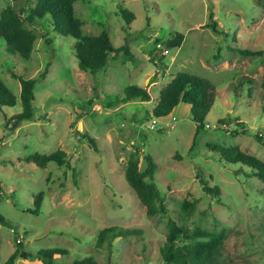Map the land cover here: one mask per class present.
Here are the masks:
<instances>
[{
  "label": "rangeland",
  "instance_id": "rangeland-1",
  "mask_svg": "<svg viewBox=\"0 0 264 264\" xmlns=\"http://www.w3.org/2000/svg\"><path fill=\"white\" fill-rule=\"evenodd\" d=\"M23 1L0 0V13ZM73 10L84 36L106 31L114 49L124 46L128 53L112 55L103 70L82 72L76 41L53 32L48 21L28 27L37 36L28 60L9 54L0 41V80L16 98L14 107L0 109V264L17 241L32 257L15 264H42L35 255L47 249L67 251L54 257L56 264L84 258L165 264L160 248L168 219L191 232L223 234L226 262L264 264V183L209 148H237L264 162V0H93L76 1ZM176 34L183 37L180 47L164 50ZM240 49L262 55L243 57L235 51ZM45 67V79L34 87V120L9 130L8 119L22 110L20 84L11 73L31 79ZM179 73L215 88L194 143L189 105L179 104L164 118L151 115L160 91ZM128 86L147 90L150 101L119 104ZM225 118L231 123L219 125ZM58 150L66 154L63 167L25 161ZM145 155L157 164L155 184L167 215L148 217L124 180L127 162L138 159L143 171ZM201 177L219 189V197L203 191ZM184 201L194 204L191 212L183 210ZM113 226L141 234L115 239L110 251L107 245L97 248L99 231Z\"/></svg>",
  "mask_w": 264,
  "mask_h": 264
},
{
  "label": "trees",
  "instance_id": "trees-1",
  "mask_svg": "<svg viewBox=\"0 0 264 264\" xmlns=\"http://www.w3.org/2000/svg\"><path fill=\"white\" fill-rule=\"evenodd\" d=\"M76 1L93 0H24L22 4L16 7L10 3L0 13V41L7 45L6 51L11 55H17L21 59L28 60L33 52L37 36L29 29L31 26H40L48 21L53 32L61 36H68L74 39V56L77 60L78 68L82 72H96L106 68L109 58L119 52L128 53L127 47L114 49L109 35L102 31L98 36H84L81 33L80 22L74 16L73 4ZM123 14L129 19H133V14L123 11ZM211 18V17H210ZM214 32L216 24L212 22L211 26ZM182 35L176 34L171 41L163 45V49L173 50L180 47ZM50 44L51 40H46ZM240 56L252 57L261 56V51L235 50ZM47 67L31 79H24L11 73V76L19 81L21 112L11 116L7 121L9 130L18 129L22 123L34 120L33 102L34 87L38 82L45 79ZM260 86L263 90L264 99V72ZM124 97L117 102L126 104L133 99L138 98L141 102H149L151 97L147 90L137 86H128L124 89ZM215 99V88L213 84L203 78L187 73L176 74L169 83L160 91L156 106L152 109L151 115L154 118H164L179 105L190 106L191 117L196 124L193 143L198 133L205 128L204 120L209 113ZM16 105L15 96L6 88L0 80V107H14ZM231 121L227 118L219 120V125H229ZM92 151L97 152L95 142L89 136H82ZM258 139V137H257ZM216 152L220 160L225 163L240 165L249 169L243 172L248 178L254 177L264 183V162L242 152L240 149H226L218 146H209ZM66 154L63 151H56L48 155L34 154L25 159L27 163H32L39 168H45L48 164H55L63 167L66 164ZM145 169L140 170L139 160L131 159L127 162L124 169V180L128 187L135 193L139 204L145 209L148 217L158 215H167V209L164 204V198L155 184V173L157 164L150 155H145ZM68 166V164H67ZM200 184L203 191L212 197H219L220 191L216 187H209L201 177ZM42 193L34 197L35 212L38 213ZM182 208L187 213L194 208L193 203L184 201ZM2 218H0V222ZM167 235L164 245L160 248L161 258L165 264H233L226 262L221 257L222 242L224 235L221 233H208L195 230L193 232L178 226L173 220L167 221ZM141 231L136 229H122L120 227H109L99 231L95 246L101 248L107 245L111 250L112 241L117 238H126L129 236H139ZM186 241V243H184ZM21 242L17 241L15 251L8 257L3 264H15L17 259L26 260L32 257L29 253L23 251ZM67 251L63 249H47L38 251L35 255L42 264H56L53 259L57 255H66ZM71 264H98L91 258L75 260ZM109 264V263H107Z\"/></svg>",
  "mask_w": 264,
  "mask_h": 264
},
{
  "label": "water",
  "instance_id": "water-1",
  "mask_svg": "<svg viewBox=\"0 0 264 264\" xmlns=\"http://www.w3.org/2000/svg\"><path fill=\"white\" fill-rule=\"evenodd\" d=\"M0 109H1V107H0ZM5 119H7V118H5Z\"/></svg>",
  "mask_w": 264,
  "mask_h": 264
},
{
  "label": "built area",
  "instance_id": "built-area-1",
  "mask_svg": "<svg viewBox=\"0 0 264 264\" xmlns=\"http://www.w3.org/2000/svg\"><path fill=\"white\" fill-rule=\"evenodd\" d=\"M153 122H155V121H153Z\"/></svg>",
  "mask_w": 264,
  "mask_h": 264
}]
</instances>
